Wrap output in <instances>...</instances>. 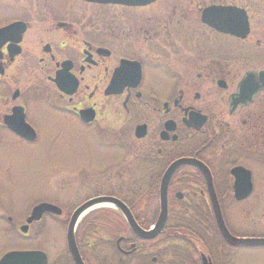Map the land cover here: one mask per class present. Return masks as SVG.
Masks as SVG:
<instances>
[{
    "label": "flooded vegetation",
    "instance_id": "flooded-vegetation-1",
    "mask_svg": "<svg viewBox=\"0 0 264 264\" xmlns=\"http://www.w3.org/2000/svg\"><path fill=\"white\" fill-rule=\"evenodd\" d=\"M37 3L9 4L0 11L6 15L0 31L8 28L0 36V157L5 149L42 141L47 124L58 123L67 135L80 124L90 137L102 139L104 148L113 145L121 151L126 133L133 135L144 150L136 159L141 165H136L139 175L133 183L157 189V197L137 201L138 214L131 202L113 194L88 200L119 199L147 232L156 227L162 212L164 177L181 159H195L209 170L221 210L227 201L236 206L264 201V89L251 100L240 97L248 75L259 76L264 67L236 68L239 62L253 61L256 50H264V26L254 27L248 7L225 0H155L142 6L84 0H77L78 5ZM210 7L245 10L248 36L239 38L205 23L203 15ZM219 18L220 26L239 22L234 14ZM82 112L92 120L86 122ZM33 119L44 123L43 132ZM27 126L36 133L33 141L20 135ZM237 168L250 173L252 184L241 200L233 174ZM4 174L11 176L9 165ZM6 186L2 182L0 189L7 192ZM0 196L1 231L14 236L13 213L1 190ZM167 200L166 223L153 239L137 236L130 228L129 236L100 237L92 221L110 220L111 211L98 206L87 212L75 236L83 264H228V250L264 248L235 247L224 240L206 176L197 167L183 165L172 174ZM41 203L29 204L22 220ZM107 207L125 220L118 207ZM61 210L58 216L44 214L21 235L27 237L34 224L66 218V245H57L54 254L46 252L48 264H77L67 239L74 212ZM142 220L153 223L146 227ZM114 242L118 261L112 260ZM158 242L168 249L149 260Z\"/></svg>",
    "mask_w": 264,
    "mask_h": 264
},
{
    "label": "rangeland",
    "instance_id": "rangeland-1",
    "mask_svg": "<svg viewBox=\"0 0 264 264\" xmlns=\"http://www.w3.org/2000/svg\"><path fill=\"white\" fill-rule=\"evenodd\" d=\"M61 1V2H60ZM250 9L253 24L256 28L264 26V0H225ZM38 0H0L1 7L6 5H38ZM59 5H78L77 0H57ZM6 15L0 12V22ZM6 20V19H5ZM253 37L259 38L257 35ZM264 47V45H263ZM264 67V50L255 51L253 61L239 62V70L258 69ZM32 122L43 132L44 123ZM130 124L127 125V127ZM89 130L80 124L74 127L69 135L54 124L44 129L42 141L36 145H25L24 148H9L2 151L0 161V184L5 182L7 192L0 189L8 199V207L14 217V236L2 232L0 222V259L12 251L45 250L54 254L57 245H66L67 220L57 219L34 224L27 237L19 232V227L25 224L21 216L29 204L46 202L55 204L64 210V214H72L80 205L96 194H113L130 204L126 193L132 186L134 176L139 175L136 159L142 156L144 150L133 140V135L126 133L123 150L112 146L104 148L102 139L90 137ZM110 136V135H109ZM107 137V136H105ZM113 137H110V139ZM109 141L107 138H103ZM112 141L113 144L117 143ZM120 143V141H119ZM119 150V151H118ZM9 165L11 176L7 178L4 168ZM138 170V171H137ZM9 182L7 183V181ZM145 181L148 180L145 178ZM1 197V196H0ZM31 205V206H32ZM111 211L110 220L92 221L98 225L95 230L100 237L113 240L115 236H129V228L125 220L117 216L113 207H102ZM112 211L114 213H112ZM223 216L228 229L240 237L264 238V201H251L250 204L231 205L229 201L222 206ZM103 214V213H101ZM251 214V215H249ZM95 216H100L97 214ZM93 216V217H95ZM92 217V218H93ZM44 224V225H43ZM115 241V239H114ZM159 243V242H158ZM155 244L156 250L151 252L149 260L161 257L168 249L166 244ZM114 244H111L112 260L118 261L114 254ZM161 248L162 252L157 250ZM234 253H226L228 264H264V248L241 249ZM229 254L231 255L229 260ZM170 263L167 256L163 258ZM112 261V262H113Z\"/></svg>",
    "mask_w": 264,
    "mask_h": 264
},
{
    "label": "water",
    "instance_id": "water-1",
    "mask_svg": "<svg viewBox=\"0 0 264 264\" xmlns=\"http://www.w3.org/2000/svg\"><path fill=\"white\" fill-rule=\"evenodd\" d=\"M84 1L99 3V4H124V5L142 6V5H148L154 2L155 0H84ZM245 13H246L245 10H241L236 7H210L205 10L203 15V21L212 27L218 28L221 31L229 32L233 35L238 36L239 38H246L249 34V23H248V16L244 17ZM229 14H234L235 16H237L239 22L234 21V24L231 27H226L224 25L220 26L219 25L220 23L218 24L216 19L221 20L219 17H226ZM7 30L8 28L1 30L0 36ZM263 89H264V71L260 72L259 76H256L255 74H249L246 80L241 85L240 97L243 101L251 100L253 94H256L258 91ZM82 115L86 120V122L92 120L91 118H87L86 114H84L83 112ZM27 127L29 130H27V132H21L20 135L23 136L24 138H27L30 141L35 140L36 133L33 131L31 127L29 126ZM183 165H191L197 167L198 169H201L205 174L208 182L209 193L213 201V208L216 215L217 224L224 240L231 246H235V247H239V246L264 247V238H238L233 236L229 232L225 224L220 205L218 204L216 198V194L213 188L212 179L209 170L201 162L195 159H181L175 162L170 167V170L166 173L164 177L162 187L160 190L162 212L154 230L147 232L144 229H142L135 221L128 207L115 197L94 198L87 201L82 206H80L72 215V218L69 223L68 235H67L69 251L75 262L77 264H83L75 241L76 225L78 224L80 218L87 211L100 205H114L118 207L122 211L127 221V224L129 225L130 229L135 235L140 236L144 239L156 238L164 228L168 215L167 194H168L169 180L172 174L180 166ZM233 174L238 177L239 182H242V184L238 182V186L240 187L236 188L237 198L241 200L247 197L251 192L252 184L251 181L249 180L250 173L243 168H237L233 170ZM241 176L243 178H241ZM46 213L61 215L62 210L58 206L53 204H49V203L39 204L33 209L31 216L27 220V224L21 227V232L23 234H26L28 232L29 225L35 221L41 220L43 215ZM0 264H48V257L42 251H12L2 257V259L0 260Z\"/></svg>",
    "mask_w": 264,
    "mask_h": 264
},
{
    "label": "trees",
    "instance_id": "trees-1",
    "mask_svg": "<svg viewBox=\"0 0 264 264\" xmlns=\"http://www.w3.org/2000/svg\"><path fill=\"white\" fill-rule=\"evenodd\" d=\"M143 186V185H142ZM136 183H132V186L129 187V189L127 190L126 196L128 199H130L132 202L133 207L136 210V213H139L138 207H139V202L137 201H141V200H145V199H153L157 197L158 191L155 188H144ZM136 199V200H135ZM144 226H149L151 225L153 222L152 221H147V220H142L141 222ZM92 226L95 227L98 225L95 224L94 222L92 223Z\"/></svg>",
    "mask_w": 264,
    "mask_h": 264
}]
</instances>
